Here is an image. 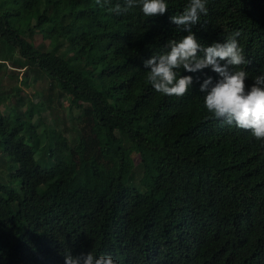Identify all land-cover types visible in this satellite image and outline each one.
<instances>
[{"label":"trees","instance_id":"1","mask_svg":"<svg viewBox=\"0 0 264 264\" xmlns=\"http://www.w3.org/2000/svg\"><path fill=\"white\" fill-rule=\"evenodd\" d=\"M165 2L146 17L109 11L124 0H0V60L11 50L22 86L29 71L67 97L76 134L32 120L48 106L20 88L13 114L0 111V165L18 186L0 182V264H65L66 250L117 264H264V141L210 118L199 91L206 75L218 79L210 68L179 70L194 80L182 97L146 82L144 61L187 34L170 17L188 0ZM207 8L199 42L240 31L250 86L264 75V0ZM9 94L0 89V106Z\"/></svg>","mask_w":264,"mask_h":264},{"label":"clouds","instance_id":"2","mask_svg":"<svg viewBox=\"0 0 264 264\" xmlns=\"http://www.w3.org/2000/svg\"><path fill=\"white\" fill-rule=\"evenodd\" d=\"M103 7L110 0H96ZM139 7L146 17L164 15L168 11L165 0H124V6L117 4L109 11L116 14L127 13ZM207 0H188L181 13L170 17L171 23L187 33L179 40L170 39L165 51L152 55L144 61L146 82L156 92L166 96L182 97L187 94L194 80L191 75L179 74V70L189 73L211 69L218 79L205 76L199 91L204 93V107L210 118L223 120L243 130H250L254 138L264 141V75L255 76L249 86L247 71L241 67L250 63L240 47L237 37L240 31L227 35L223 42L214 41L202 45L193 31L201 15H207ZM65 264H117L110 255H99L93 251L73 256L70 250L64 253Z\"/></svg>","mask_w":264,"mask_h":264},{"label":"rangeland","instance_id":"3","mask_svg":"<svg viewBox=\"0 0 264 264\" xmlns=\"http://www.w3.org/2000/svg\"><path fill=\"white\" fill-rule=\"evenodd\" d=\"M35 43H39L42 41L41 35L36 34L34 37ZM3 51V50H2ZM2 54H4L3 60H0L2 63L0 66V89L4 93L10 92V98H6L4 102L0 106V111L2 115H8L11 116L13 114L12 108L10 106V102H15V95L17 88H20L21 92L19 95L24 98L25 102L27 103L29 100H32L34 103H38L40 101H44L45 105L47 107H43V109L40 112H37L33 115L32 120H35L37 118H41L46 124L56 126L58 130L64 129L66 127L68 130L67 132H62L61 134L64 135L67 139H74L75 132L70 131V127H72L71 123L69 122V111H68V105L69 101L67 97L61 98L59 100L57 98V92L56 90H53L54 92L51 93V91L48 89V81H42L40 78H33L32 73L28 71L29 80L27 82V86H22L20 84L21 77L24 75V69H18L16 66L13 65L14 59L13 55L15 54L11 50H8L7 52L3 51ZM16 55V54H15ZM16 87L15 91L14 88ZM49 93L52 94L53 100H48ZM17 95V94H16ZM26 107V104H25ZM21 108L22 111L26 108ZM65 123L66 125H61V123ZM39 138L42 141V143L45 142V132H43V125L39 126ZM3 152L0 149V157L3 156ZM133 163L134 165H137L140 156L139 154H134L133 157ZM2 158H0L1 160ZM135 172L138 170L137 168L134 169ZM0 182L2 184H5L7 186H15L16 181L12 179L10 171L6 170V167L4 168L2 165H0Z\"/></svg>","mask_w":264,"mask_h":264}]
</instances>
